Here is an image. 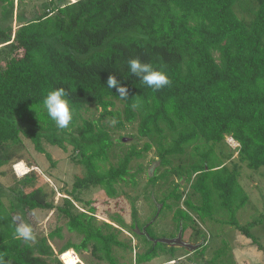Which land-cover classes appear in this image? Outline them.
Instances as JSON below:
<instances>
[{"label":"trees","instance_id":"1","mask_svg":"<svg viewBox=\"0 0 264 264\" xmlns=\"http://www.w3.org/2000/svg\"><path fill=\"white\" fill-rule=\"evenodd\" d=\"M0 1L5 22L0 44L12 53L0 66V251L6 259L12 264H63L58 254L90 248L98 261L121 264L113 249L126 247L118 238L123 228L97 224L94 208L78 206L77 193L99 187L113 197L115 186L130 175L131 161L154 148L158 164L148 181L170 184L156 207L171 210L169 201L177 206L172 215L176 231L181 228L183 235L190 228L204 240L194 253L206 246L196 225L217 222L225 212V224L249 239L264 263V246L250 231L264 223V214L247 226L236 220L248 201L238 181L241 165L264 168V0H76L31 19L13 16V0ZM133 58L165 71L171 83L159 90L147 87L130 73ZM109 75L128 87L126 100L107 87ZM58 87L65 88L74 113L92 105L118 126L122 121L112 109L120 103L123 121L136 123L138 137L146 140L142 148H132L116 165L104 168L113 141L102 126L83 120L67 132L43 109V96ZM21 137L41 154L42 139L63 150L67 142L76 152L72 160L84 174L60 205L37 184L36 172L15 177L11 167L24 159ZM226 137L237 144L235 158ZM5 167L11 179L5 180ZM4 193L11 197L7 204ZM18 210H55L68 232L82 237L80 243L66 242L55 253L49 240L62 237L61 226L34 243L14 240L11 223ZM132 217L133 228L141 232L145 224L139 227L135 207ZM152 224L145 232L155 239ZM133 234L146 245L135 253L134 263L155 259L163 244Z\"/></svg>","mask_w":264,"mask_h":264},{"label":"rangeland","instance_id":"2","mask_svg":"<svg viewBox=\"0 0 264 264\" xmlns=\"http://www.w3.org/2000/svg\"><path fill=\"white\" fill-rule=\"evenodd\" d=\"M74 1L76 0H13V16L21 15L25 19H31L42 14L46 8ZM0 25L5 26L1 16V1ZM11 26L15 29L17 24L13 22ZM10 53L8 47L0 44V66L12 54ZM121 110V104L116 102L112 112L120 117L121 126H118L117 123L113 125L111 123L113 117L107 115L102 117L101 110L90 105L83 108L78 114L73 112V120L70 124L74 123V128H66L67 132H72L82 124L83 120H88L102 126L109 133L113 145L108 152V160L103 165L104 168L116 165L118 160L132 148L140 150L146 141L138 137L136 123L127 124L123 121ZM21 139L23 144L21 153L24 158L21 165L25 167V173L36 172L40 176L37 184L45 189L49 199L54 204L60 205L62 198L65 197L64 194L72 190L76 178L84 174L83 168L72 160V157L76 156V152L72 151V147L67 142L64 143L66 150H63L58 146L50 145L45 139H42L41 145L45 153L41 154L34 150L32 143L28 139L22 137ZM225 144L232 150L233 158H235L237 144L229 137L225 138ZM226 149L223 148L222 151L227 153ZM46 154L50 156V159L47 158ZM157 164L158 159L154 148H152L140 159L131 161L129 174L133 178L129 175L124 181L119 182L115 186L116 194L113 197L107 196L105 191L99 187L82 190L77 193V197L81 201L78 206L86 209L94 208L97 224L106 222L114 228H120L117 225L123 228L118 238L126 247L113 249V255L121 264H136L134 263L135 253L143 252L146 247L142 239L133 234H141L140 231L132 226L134 222L132 217L133 207L137 211L136 219L139 227L143 224L147 226L153 223L151 225V233L155 239H171L178 232L172 221V215L177 206L173 205L172 201H169L168 203L172 206L171 210L166 208L159 210L157 208L158 205L160 207V204L156 200H160L170 190L169 182L159 181L155 186H152L148 181ZM17 165H14L11 169L15 177L20 178L25 173L22 175L18 174ZM3 170L7 171L5 180L11 179V173L8 168L5 167ZM238 181L247 194L248 201L244 207L237 211L236 220L240 226H247L252 220L264 214V168L251 170L245 165H241ZM179 182L182 183V181ZM180 190L185 193L188 187L183 185ZM3 195V201L7 204L8 199H11V197L6 193ZM179 206H181V203H179ZM17 214H21L28 223L33 225L36 237L47 236L57 226L62 227V237L49 240V244L55 253L66 242L79 244L81 241L82 237L80 235L68 232L65 227V221L57 216L55 210H37L31 214H25L18 210ZM217 218L219 219L217 222L207 220L196 225L206 241V246L199 250L202 253H194V251L181 247H169L163 244L160 247L158 256L147 264H162L172 258L174 261L170 262L171 264H264L261 252L251 245L249 239L235 228L225 224L224 221L227 220L225 212H221V215H217ZM250 231L259 243L264 246V223L253 226ZM182 240L190 244H204V240H201L199 236L196 237L190 228H187L184 232ZM77 256L80 262L84 264H107L105 261L95 259L90 253V248L79 250ZM59 260L61 259L59 258Z\"/></svg>","mask_w":264,"mask_h":264},{"label":"clouds","instance_id":"3","mask_svg":"<svg viewBox=\"0 0 264 264\" xmlns=\"http://www.w3.org/2000/svg\"><path fill=\"white\" fill-rule=\"evenodd\" d=\"M128 67L133 76L153 90H159L171 83L165 71L154 67L152 63L142 62L139 58L130 59ZM106 84L109 89H115L121 99L126 100L128 98V87L118 80L115 75H109ZM136 106L137 104L132 105L134 108ZM42 107L59 129L68 128L73 120V107L68 98V93L63 87L48 90L43 96ZM111 123L115 125L117 120L112 118ZM11 227L14 240L24 243L36 242L37 237L33 225L28 223L21 214L13 215ZM5 256L6 253L0 251V264H12V260L10 258L6 259Z\"/></svg>","mask_w":264,"mask_h":264},{"label":"water","instance_id":"4","mask_svg":"<svg viewBox=\"0 0 264 264\" xmlns=\"http://www.w3.org/2000/svg\"><path fill=\"white\" fill-rule=\"evenodd\" d=\"M151 224V223H150ZM149 225V224H148ZM147 225V226H148ZM146 225L142 228L141 230V234H144L146 236V238L152 242L153 245L157 244V243H161V244H165L169 247H181V248H184L186 250H189V251H195L196 249H198L201 244H190V243H187V242H184L182 240V229L179 228L177 234L175 237L171 238V239H165V238H158V239H153L151 237H149L146 232H145V228L147 227Z\"/></svg>","mask_w":264,"mask_h":264},{"label":"bare ground","instance_id":"5","mask_svg":"<svg viewBox=\"0 0 264 264\" xmlns=\"http://www.w3.org/2000/svg\"><path fill=\"white\" fill-rule=\"evenodd\" d=\"M21 162L20 163L18 162V165L16 167L17 173L20 175L25 173V167L21 165L22 164ZM59 258L62 260V262H64V264H78L80 261L77 254H75V252L72 249H69L64 253L60 254Z\"/></svg>","mask_w":264,"mask_h":264},{"label":"crops","instance_id":"6","mask_svg":"<svg viewBox=\"0 0 264 264\" xmlns=\"http://www.w3.org/2000/svg\"><path fill=\"white\" fill-rule=\"evenodd\" d=\"M79 262H80V261H79ZM147 263H148V262H147ZM147 263H145V264H147ZM171 263H172V262H171ZM171 263H170V264H171ZM80 264H84V263L80 262ZM162 264H166V262H163Z\"/></svg>","mask_w":264,"mask_h":264},{"label":"built area","instance_id":"7","mask_svg":"<svg viewBox=\"0 0 264 264\" xmlns=\"http://www.w3.org/2000/svg\"><path fill=\"white\" fill-rule=\"evenodd\" d=\"M64 263V262H63Z\"/></svg>","mask_w":264,"mask_h":264}]
</instances>
